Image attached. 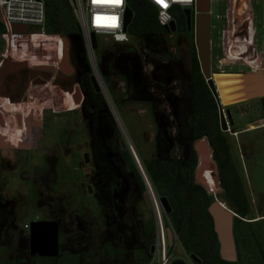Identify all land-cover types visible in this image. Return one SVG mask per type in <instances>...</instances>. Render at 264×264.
<instances>
[{"label": "rangeland", "instance_id": "374dc122", "mask_svg": "<svg viewBox=\"0 0 264 264\" xmlns=\"http://www.w3.org/2000/svg\"><path fill=\"white\" fill-rule=\"evenodd\" d=\"M210 3L211 29L218 24L217 37H212L211 43L212 79L220 106L224 113L228 110L233 121L230 124L226 117V134L232 160L251 202L245 221H254L251 227L264 249V116L260 108L264 107V81L254 70L264 45V0H251L250 11L247 0ZM96 40L94 58L98 64L110 57L112 64L115 52L121 49L131 47L137 52L150 91L162 100L172 154L184 161L189 159L197 141L191 143L184 120L179 129L184 138L179 140L175 134L177 126L170 108L152 82L150 62L172 58L187 73L194 35L191 39L189 34L170 31L154 38L130 36L129 41L120 43L96 34ZM220 58L226 66L224 71L219 68ZM95 66L93 73L102 80ZM19 70L28 71L29 76L22 95L11 100L6 95V79ZM107 70L112 95L102 82L112 103L116 101L113 107L119 120L105 96L104 103L96 95L87 104L89 99L80 82L71 79L75 70L65 36L38 30L23 35L0 34V201H9L0 207V264H137V243L150 259L149 249L156 237L155 211H162L165 222L167 213L156 194L150 197L154 208H148L120 144L124 136L128 137L139 160V155L145 159L155 156L152 108L144 100L127 99L123 79L113 69ZM170 87L176 93L182 89L177 81ZM6 149L14 156L12 168L10 158L2 166ZM196 154L194 182L230 208L218 182L215 161L212 157V162L200 161ZM198 165L197 176L207 186L196 179ZM30 171L38 174L30 178ZM33 220H57L59 243L69 256L62 255L56 261L30 256L29 227L25 225Z\"/></svg>", "mask_w": 264, "mask_h": 264}, {"label": "trees", "instance_id": "16d2710c", "mask_svg": "<svg viewBox=\"0 0 264 264\" xmlns=\"http://www.w3.org/2000/svg\"><path fill=\"white\" fill-rule=\"evenodd\" d=\"M44 2L46 7L44 32L46 34H62L69 40V56L75 70L71 79L80 82L87 95V100L89 99L87 104L96 95L104 103V95L102 92H97L92 84L93 69L88 58L83 31L70 1L44 0ZM128 5L133 12L132 19L127 26L129 36L154 38L156 35L169 32L157 22V10L149 0H128ZM173 15L176 23L175 31L189 34L193 39L192 28L191 31L188 30L182 8L175 6ZM6 31V27L0 21V34ZM217 31L218 24L212 26V37H217ZM97 49L98 43L93 50L94 55ZM113 57L112 64H110L111 57L106 60L102 58L99 64L97 62V71L110 95L112 93L107 86L109 79L107 69H113L123 79L125 84V94L123 95L127 99L144 100L151 104L155 123L156 153L154 157L147 159L139 155L140 162L155 194L158 198L165 197L168 201L170 211L167 213V218L176 232L182 248L187 253L194 254L199 259V264H264V249L257 241L254 228L251 227V223L254 221H245L251 212V202L246 194L243 180L232 160L228 134L220 127L219 107L221 106L218 105L201 72L193 40L190 46L187 73L180 70L181 67L175 64L172 58L167 62H156L152 59L150 62L152 65L151 79L154 85L160 89L164 101L170 108L171 116L177 126L178 132L176 131L175 134L178 139L184 138L179 129L186 121V129L191 143L202 138L208 142L212 158L216 163L219 185L229 201L230 208L237 215L234 217L233 225L237 252V260L234 262L222 259L219 254V243L213 229L211 216L207 211L208 205L214 198L202 185L194 182L193 171L198 164L195 149L191 150L190 158L186 161L172 154L169 121L161 107L162 100L150 91L151 84L142 72L141 58L137 52L128 47L127 50L116 51ZM108 64L112 66L107 68ZM28 76L29 72L23 70L10 74L6 79L7 97L17 100L22 95ZM173 81L182 85L180 93H176L170 87ZM113 103L116 105L115 99H113ZM181 104L185 105L183 111ZM260 108L263 117L264 107ZM107 113L109 116L112 115L108 107ZM182 120L184 121L182 122ZM117 131L121 136L119 130ZM120 149L128 169L139 181L141 191L145 192L146 187L132 153L123 143L120 144ZM241 224L248 226H246L247 228L242 227ZM139 256L141 260L139 259L137 264L148 263L149 256L144 251H141Z\"/></svg>", "mask_w": 264, "mask_h": 264}, {"label": "water", "instance_id": "95a60500", "mask_svg": "<svg viewBox=\"0 0 264 264\" xmlns=\"http://www.w3.org/2000/svg\"><path fill=\"white\" fill-rule=\"evenodd\" d=\"M183 13L186 17V23L188 30H193L194 35V45L197 53V58L201 68V72L207 82L209 89L217 100L218 105L220 106V100L218 93L212 79L211 71V3L210 0H196L195 4V13H192L190 8H183ZM133 16L132 10L128 7L125 11L124 17V30L127 29L128 24L130 23ZM0 21H2V16L0 13ZM29 27L27 25H13L12 30L14 33H27ZM167 31H175L176 23L175 20H172L169 26L165 27ZM92 48L95 49L97 46L96 36L92 34L91 36ZM260 77L262 75L258 73ZM262 79V78H261ZM92 84L97 92H102L106 98V101L114 114L115 118H118L117 113L114 110L113 103L111 98L102 82V80L93 73L91 77ZM262 95H264V89L262 90ZM232 124V118L228 110L224 113L223 109L219 107V122L222 131H228L229 125L226 121ZM119 120V118L117 119ZM119 122V121H118ZM127 136V134H126ZM122 143L130 150L133 155V158L137 164V167L140 170L146 191L144 192V198L148 208H153L152 202H150L149 195V186L152 188L145 172L142 167V164L136 155L131 143L129 142L128 137L124 136ZM195 149L199 153L200 161H209L212 157V151L208 145V142L205 138L198 140L195 144ZM211 161V160H210ZM212 162V161H211ZM213 164V163H212ZM214 166V164H213ZM196 170V179L198 182L206 185L202 180L197 176ZM207 186V185H206ZM153 190V188H152ZM154 191V190H153ZM155 193V191H154ZM161 204L164 207L166 213L170 211V206L165 197L159 198ZM151 203V204H150ZM207 211L211 216L213 229L216 233L217 240L219 243V254L220 257L226 261L234 262L237 260L236 245L233 233L234 217L237 216L233 210L227 207L223 202L215 199L207 207ZM168 245L171 246L172 232L170 227L166 228ZM29 254L30 256H39V257H56L59 253V228L57 220H33L29 224ZM152 251V247L150 252ZM177 255L181 254V250L177 249ZM190 257L196 262L200 263L199 259L191 254ZM172 264H184L180 259H176Z\"/></svg>", "mask_w": 264, "mask_h": 264}, {"label": "built area", "instance_id": "2783aa9c", "mask_svg": "<svg viewBox=\"0 0 264 264\" xmlns=\"http://www.w3.org/2000/svg\"><path fill=\"white\" fill-rule=\"evenodd\" d=\"M69 1L82 28L87 54L90 57V62L92 64L91 66L96 65L93 54L94 49L92 48L91 41L92 34H95V36L96 34L108 35V37H111L114 41L120 43L129 41L130 36L127 33V29L124 30L125 11L126 8L129 7L128 0H119L118 3L113 2V0ZM149 1L157 10V22L164 28L169 26L170 22L174 20L173 9L175 6H179L182 9L190 8L192 13H195L196 0H163V3H158L157 0ZM250 1L251 0H247L248 8L251 4ZM45 10L46 7L44 0H0L1 22L7 29L4 33L9 35H23L22 33L13 32L12 26L17 24L27 25L29 27L28 32H35V30H38L44 34ZM250 10L251 9L249 8L248 11ZM212 39L211 43L213 41ZM213 49L214 46L211 47V55ZM222 60V58L218 60L220 63L219 68L221 71H224L226 66H223L225 64ZM254 68L255 71L262 75L264 81V45L262 56L259 58V62L254 64ZM94 70H97L96 66L94 67ZM161 206L164 210L162 204ZM155 222L156 237L152 244V251L150 253L151 257L147 264H172L176 259L182 260L184 264H199L190 257L191 254L187 253L182 248L178 236L168 218L166 219V222L162 218V211L161 215L156 213ZM25 227L28 228L29 224H26ZM167 227H170L172 232L173 242L171 246L168 245ZM177 249L181 250L180 255L176 254Z\"/></svg>", "mask_w": 264, "mask_h": 264}, {"label": "flooded vegetation", "instance_id": "af4514ba", "mask_svg": "<svg viewBox=\"0 0 264 264\" xmlns=\"http://www.w3.org/2000/svg\"><path fill=\"white\" fill-rule=\"evenodd\" d=\"M211 31H212V29H211ZM213 35H214V33H213ZM214 37V36H213ZM211 39H212V32H211ZM213 40V39H212ZM213 73V72H212ZM7 151V152H6ZM10 152V150H8V149H6L5 151H4V154H3V158H2V166H5V164H7V159L8 158H10V160H11V165H10V167L12 168V166H14V164H12V162H14V156L11 154V153H9ZM7 158V159H6ZM30 173V175H29V177L30 178H33L32 177V175H34V174H38V172H33L32 173V171H30L29 172ZM29 178V179H30ZM31 183L33 184V181H32V179H31ZM9 204V201H0V207L1 206H7ZM1 209V208H0ZM58 228H59V223H58ZM152 247V246H151ZM140 249H141V245H140V243H137V245L134 247V251H135V256H134V260H135V262L137 263V262H139V259H140V256H139V254L141 253V251H140ZM151 249V248H150ZM149 249V250H150ZM145 253V252H144ZM149 253H151L150 251H149ZM65 254H67V252L60 246V243H59V253H58V255L56 256V257H48V258H56L57 260L59 259V257H61L62 255L64 256ZM68 256H69V253L67 254ZM66 255V256H67ZM32 257H34V256H32ZM39 257V256H38ZM56 259H55V261H56ZM141 260V259H140ZM66 264H69V263H66Z\"/></svg>", "mask_w": 264, "mask_h": 264}, {"label": "bare ground", "instance_id": "6f19581e", "mask_svg": "<svg viewBox=\"0 0 264 264\" xmlns=\"http://www.w3.org/2000/svg\"><path fill=\"white\" fill-rule=\"evenodd\" d=\"M255 74H257V77H259L260 78V76H259V74L258 73H255ZM262 78V77H261ZM149 190H150V194H151V198H153V194H155L154 193V191L152 190V188L149 186ZM156 213L157 214H159V215H161V211L158 209L157 211H156Z\"/></svg>", "mask_w": 264, "mask_h": 264}, {"label": "snow or ice", "instance_id": "6c2138e0", "mask_svg": "<svg viewBox=\"0 0 264 264\" xmlns=\"http://www.w3.org/2000/svg\"><path fill=\"white\" fill-rule=\"evenodd\" d=\"M113 2L118 3L119 0H113ZM157 2H158V3H163V0H157ZM165 6H166V5H165ZM113 19H115V18H113Z\"/></svg>", "mask_w": 264, "mask_h": 264}]
</instances>
